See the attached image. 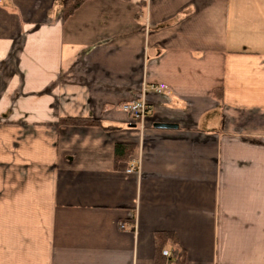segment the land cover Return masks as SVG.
I'll list each match as a JSON object with an SVG mask.
<instances>
[{"label": "crops", "instance_id": "crops-1", "mask_svg": "<svg viewBox=\"0 0 264 264\" xmlns=\"http://www.w3.org/2000/svg\"><path fill=\"white\" fill-rule=\"evenodd\" d=\"M61 6L0 1V264H264V0Z\"/></svg>", "mask_w": 264, "mask_h": 264}, {"label": "trees", "instance_id": "trees-1", "mask_svg": "<svg viewBox=\"0 0 264 264\" xmlns=\"http://www.w3.org/2000/svg\"><path fill=\"white\" fill-rule=\"evenodd\" d=\"M86 0H62L61 15L62 19H67L74 11ZM60 125H101L97 118L91 117H62L58 120ZM134 145L132 143L118 142L114 146V156L116 161L128 158L132 154ZM156 250L158 258L164 259L165 256L162 251L169 246L170 255L174 258V264H182L184 260V250L178 246L175 234L170 232H158L155 234Z\"/></svg>", "mask_w": 264, "mask_h": 264}, {"label": "built area", "instance_id": "built-area-1", "mask_svg": "<svg viewBox=\"0 0 264 264\" xmlns=\"http://www.w3.org/2000/svg\"><path fill=\"white\" fill-rule=\"evenodd\" d=\"M1 1V0H0ZM151 88L155 89V90H163L165 89V85L164 84H157V85H150ZM121 108L128 112L131 117L137 119V118H140L144 115H147L151 112V107L149 104H147L146 102L140 100V101H132V102H128V103H124L121 105ZM135 166L134 165H130L128 168H127V172H132L133 170H135ZM162 253L165 255V256H168L170 255V252L169 250H163Z\"/></svg>", "mask_w": 264, "mask_h": 264}, {"label": "water", "instance_id": "water-1", "mask_svg": "<svg viewBox=\"0 0 264 264\" xmlns=\"http://www.w3.org/2000/svg\"><path fill=\"white\" fill-rule=\"evenodd\" d=\"M154 127H157V128H173V127H175V125L169 124V123H156V124H154Z\"/></svg>", "mask_w": 264, "mask_h": 264}]
</instances>
